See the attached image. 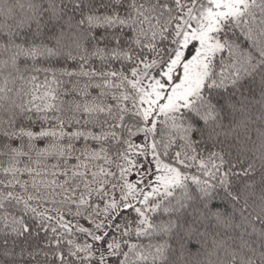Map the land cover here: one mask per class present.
<instances>
[{"label": "snow or ice", "instance_id": "snow-or-ice-1", "mask_svg": "<svg viewBox=\"0 0 264 264\" xmlns=\"http://www.w3.org/2000/svg\"><path fill=\"white\" fill-rule=\"evenodd\" d=\"M0 264H264V0H0Z\"/></svg>", "mask_w": 264, "mask_h": 264}, {"label": "trees", "instance_id": "trees-1", "mask_svg": "<svg viewBox=\"0 0 264 264\" xmlns=\"http://www.w3.org/2000/svg\"><path fill=\"white\" fill-rule=\"evenodd\" d=\"M82 223H83V221H82ZM87 226V225H86Z\"/></svg>", "mask_w": 264, "mask_h": 264}, {"label": "rangeland", "instance_id": "rangeland-1", "mask_svg": "<svg viewBox=\"0 0 264 264\" xmlns=\"http://www.w3.org/2000/svg\"><path fill=\"white\" fill-rule=\"evenodd\" d=\"M88 226V225H87Z\"/></svg>", "mask_w": 264, "mask_h": 264}]
</instances>
